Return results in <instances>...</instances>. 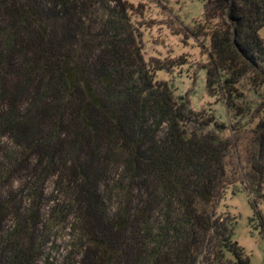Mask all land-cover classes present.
<instances>
[{
    "label": "trees",
    "instance_id": "trees-1",
    "mask_svg": "<svg viewBox=\"0 0 264 264\" xmlns=\"http://www.w3.org/2000/svg\"><path fill=\"white\" fill-rule=\"evenodd\" d=\"M203 1L206 88L242 116L241 81L264 86V0ZM133 9L0 0V264H35L55 211L78 240L61 264H250L219 205L240 182L264 236V120L240 146L175 96L156 73L185 61L146 60Z\"/></svg>",
    "mask_w": 264,
    "mask_h": 264
},
{
    "label": "rangeland",
    "instance_id": "rangeland-1",
    "mask_svg": "<svg viewBox=\"0 0 264 264\" xmlns=\"http://www.w3.org/2000/svg\"><path fill=\"white\" fill-rule=\"evenodd\" d=\"M127 1L134 6L131 19L141 34L144 58L185 61L171 70L157 71L155 78L167 81L175 96L186 97L194 111L202 112L230 127L225 135H231V129H236L240 146L249 141L252 130L264 120V86L256 89L248 79L241 81L239 89L244 92L249 106L238 117L228 111L220 91L207 90L204 67L209 61V37L202 28H197L198 24L203 23L204 1ZM259 35L264 40V26L259 30ZM258 209L264 214V202L258 205ZM219 211L228 213L232 218V239L242 247L250 264H264V236L256 221L251 220L254 209L240 182L233 192H226ZM22 212L28 216V211ZM59 215L55 211L35 232L37 241L41 243V255L35 264H61L69 241H78L71 238V230Z\"/></svg>",
    "mask_w": 264,
    "mask_h": 264
}]
</instances>
